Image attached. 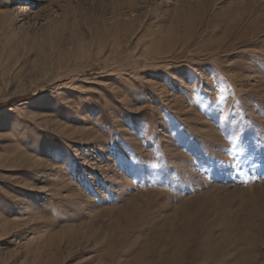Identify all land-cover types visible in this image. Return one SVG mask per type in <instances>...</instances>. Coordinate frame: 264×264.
<instances>
[{"label": "rangeland", "instance_id": "rangeland-1", "mask_svg": "<svg viewBox=\"0 0 264 264\" xmlns=\"http://www.w3.org/2000/svg\"><path fill=\"white\" fill-rule=\"evenodd\" d=\"M179 247L264 264V0H0V264Z\"/></svg>", "mask_w": 264, "mask_h": 264}, {"label": "bare ground", "instance_id": "bare-ground-1", "mask_svg": "<svg viewBox=\"0 0 264 264\" xmlns=\"http://www.w3.org/2000/svg\"><path fill=\"white\" fill-rule=\"evenodd\" d=\"M59 158V151L57 150V146L55 145L54 146V148L53 149H51V150H48V151H46V152H44L43 154H42V157H41V159H40V162L41 163H44V164H49V163H52L53 161H55V160H57ZM252 203V202H251ZM260 205H262V204H260ZM255 206V205H254ZM257 206V205H256ZM258 207V206H257ZM244 208V207H243ZM254 208V207H253ZM248 210V209H247ZM246 210V211H247ZM241 212V211H240ZM243 212H245V210H243ZM248 213H250V212H248ZM253 215L255 214V216L254 217H261V215H260V213L258 212V210H255V212L254 213H252ZM251 214V215H252ZM235 221V220H234ZM195 222V221H194ZM248 223V222H247ZM182 224V223H181ZM194 224V223H193ZM196 224V223H195ZM183 225V224H182ZM186 225V224H185ZM190 225H191V223H190ZM189 226V225H188ZM193 226V225H192ZM232 227V226H231ZM241 227V226H240ZM184 228V227H183ZM239 229V228H238ZM187 230V229H186ZM185 230V231H186ZM240 230H242V228L240 229ZM245 230V229H244ZM172 231V230H171ZM174 231V230H173ZM231 231H233V229L232 230H230V232ZM229 232V233H230ZM172 233V232H171ZM236 233V232H235ZM176 234H177V232H176ZM175 234V235H176ZM197 234V233H196ZM231 234H234V233H232L231 232ZM238 234H240V233H238ZM237 234V235H238ZM157 235V234H156ZM173 236H174V238L176 237L175 235H174V233L172 234ZM229 235V234H228ZM242 235V234H241ZM159 236V235H158ZM162 236V235H161ZM172 236V237H173ZM187 236V235H186ZM227 237V236H226ZM155 238H158V237H155ZM164 238V237H163ZM169 238H170V236H169ZM173 238V239H174ZM190 238V237H189ZM239 238V237H238ZM241 238V237H240ZM152 239V238H151ZM234 239V238H233ZM235 239H236V237H235ZM245 239V238H244ZM164 240V239H163ZM183 240V239H182ZM240 240V239H239ZM243 240V239H242ZM155 241V240H154ZM162 241V240H161ZM166 241V240H165ZM176 241V240H175ZM178 241V240H177ZM168 242V241H167ZM152 243V242H151ZM158 243H160V241L158 242ZM162 243V242H161ZM223 243V242H222ZM242 243H243V241H242ZM254 243V242H253ZM154 244V243H153ZM172 244H173V242H172ZM255 244V243H254ZM163 245V244H162ZM164 245H165V243H164ZM167 245H169V244H167ZM166 245V246H167ZM206 246H207V242H206V244H205ZM208 245H209V242H208ZM252 245V244H251ZM172 246V245H171ZM170 246V247H171ZM201 246V245H200ZM202 247H204V246H202ZM164 248V247H163ZM165 248H167V247H165ZM147 250V249H146ZM166 250V249H165ZM172 250H175V249H173L172 248ZM187 250H188V247H182V248H180L179 247V250L177 251H171L172 253H171V255H172V259H173V262L171 263V264H178V261H181V260H183V259H185L186 257V255H187ZM247 250V249H246ZM149 251V250H148ZM164 251V250H163ZM249 252V251H248ZM247 252V253H248ZM165 253V252H164ZM247 253H242V255H241V258H240V262L239 263H237V264H249V260H250V258L247 256L248 254ZM210 254V253H209ZM159 255V254H158ZM188 256V255H187ZM185 257V258H184ZM193 257V256H192ZM252 257V256H251ZM159 258V257H158ZM213 258V257H212ZM207 259H209L208 257H207ZM156 261H159L160 262V260H156ZM169 261H171V260H169ZM250 263H251V261H250ZM166 264V263H165ZM167 264H169V263H167ZM180 264V263H179Z\"/></svg>", "mask_w": 264, "mask_h": 264}]
</instances>
